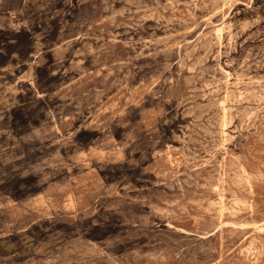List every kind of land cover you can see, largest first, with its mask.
Segmentation results:
<instances>
[{
  "label": "rangeland",
  "instance_id": "obj_1",
  "mask_svg": "<svg viewBox=\"0 0 264 264\" xmlns=\"http://www.w3.org/2000/svg\"><path fill=\"white\" fill-rule=\"evenodd\" d=\"M0 166V264H264V0H0Z\"/></svg>",
  "mask_w": 264,
  "mask_h": 264
},
{
  "label": "crops",
  "instance_id": "obj_2",
  "mask_svg": "<svg viewBox=\"0 0 264 264\" xmlns=\"http://www.w3.org/2000/svg\"><path fill=\"white\" fill-rule=\"evenodd\" d=\"M24 175L18 176L16 178V181L13 179H9L8 177V169H5L4 167L0 166V263L5 259L8 254V247L10 244L16 243V244H24L25 238H19L21 236V233H23V230H17L16 232H7V203L8 199L11 198L13 202L15 203H24L29 198L36 196L37 193L32 194H19L20 191H18V194H8V190L6 189L9 185V182L17 183L18 187H24V179L22 178ZM37 184H36V182ZM31 186H39V180H35ZM30 186V185H29ZM40 188H38L36 191L39 192ZM17 235L16 239H13L10 235Z\"/></svg>",
  "mask_w": 264,
  "mask_h": 264
}]
</instances>
